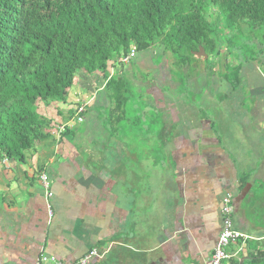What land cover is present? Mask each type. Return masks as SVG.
<instances>
[{"label":"crops","instance_id":"1","mask_svg":"<svg viewBox=\"0 0 264 264\" xmlns=\"http://www.w3.org/2000/svg\"><path fill=\"white\" fill-rule=\"evenodd\" d=\"M257 53L259 56L249 61L252 64L249 70L243 69V64L237 79L233 76L232 81L237 84L235 90H240L239 93H231V98H234L232 94L236 97L233 106L231 104L227 107L231 111L227 115L229 122L215 124L202 121L198 130L190 133L193 145L187 141L185 144L177 142L173 145L177 148L174 151L176 168L166 178V183H179V187H154L157 194L154 192L152 236H144L138 232L140 225L129 224L127 221L133 211L135 214L142 211L140 207L134 206L131 211V204L125 209H113L107 204L92 203L96 200L104 201L105 196L110 193H93L87 187L84 196L88 202H83L87 204H78L82 194L75 187L82 182L87 184L92 176L89 173L94 170L93 165L100 157V153L94 149L92 151L96 159L93 158L94 154H89L86 139L82 137L86 131L79 133L76 139H72L70 133L59 142L51 137L37 142L34 149L27 153L24 163L4 164L5 159L0 158V264H35L41 256L55 258L61 264H71L69 259L75 252H71L68 244H75L76 240L78 248H81L76 252V264L93 249L98 251L99 257L90 264H205L212 256L221 233L222 199L228 194L233 199V229L247 239L230 244L227 248L230 259L223 264H264V47ZM203 60L204 58L193 60L197 71L201 70ZM211 62L219 74V78L215 77L216 83H213L215 88L227 89V67L222 73L217 68L218 61L213 59ZM239 66L240 63H235L234 60L229 67L234 71ZM86 78L91 86L97 79H83ZM103 83L104 87L105 81ZM76 86L68 94L67 105L71 102V96L76 98V94V103L85 98V87ZM76 89L80 92L77 93ZM100 91L102 89L96 90L95 94ZM83 102L88 104L87 112L90 103ZM67 105L51 106V116L47 111L50 108L41 107L40 114L54 124L63 117L62 107ZM101 108L98 106L97 110ZM91 110L87 115L92 113ZM90 142L98 145V139ZM54 143L59 146L69 144V154L58 157L57 160L53 157L54 161L50 159L45 164L48 156L44 154L45 149L50 147L51 150ZM75 146L84 147L86 162L81 156L77 161L74 159ZM70 161L73 164L69 165ZM55 163L59 164L60 174L50 186L55 188L54 205L59 207V215L70 218L71 213L76 211H88L89 215L87 223L76 219V230L70 231L71 240L64 238L70 235L67 230L57 229L52 237H48L44 224L38 219L37 202H33L30 197L36 195V188L41 185L38 181L40 174ZM103 163L108 164L105 159ZM103 166L106 170L107 166ZM158 178L159 175L155 181L157 185H161ZM161 194L164 197L158 202V195ZM64 204L67 205L66 209ZM105 215L108 217L106 220L99 219ZM79 228L81 230L78 231ZM80 235H85L86 240L82 246Z\"/></svg>","mask_w":264,"mask_h":264},{"label":"trees","instance_id":"2","mask_svg":"<svg viewBox=\"0 0 264 264\" xmlns=\"http://www.w3.org/2000/svg\"><path fill=\"white\" fill-rule=\"evenodd\" d=\"M242 26L264 30V0H0V158L24 163L51 137L41 107L67 104L82 78L101 76L111 112L122 113L132 84L109 64L132 49H157L158 62L171 52L184 66L202 48L212 61L225 41L235 51ZM240 70L227 66L225 80Z\"/></svg>","mask_w":264,"mask_h":264},{"label":"rangeland","instance_id":"3","mask_svg":"<svg viewBox=\"0 0 264 264\" xmlns=\"http://www.w3.org/2000/svg\"><path fill=\"white\" fill-rule=\"evenodd\" d=\"M263 33L264 30H259L252 35L248 32L247 26H242L241 31L236 37L234 36L235 51L233 53H229L228 41H225L221 46L219 56L214 59L218 61L216 64L218 70L224 73L225 68L230 66L234 60L235 63L242 64V67L244 64L243 69L249 70L252 67L249 61L252 57L255 58L259 47H264ZM157 57V49L153 48L137 54L135 59L127 65H121L118 62L109 64L110 74L113 76L118 73L124 75L122 78L125 79L124 84L127 81L133 85V87L131 85L132 94L124 95L125 97L129 95L130 98L127 105L124 104L122 113L114 114L111 112L112 106H109L110 99L107 96L112 93L111 91H100L95 94L96 90L103 89L104 79L101 76L97 77L92 86L87 78H82L81 81L83 82H78L76 88L85 87L83 91L85 98L79 100L78 103L83 104L85 103L83 101H86L90 104L84 115V123L73 127L71 134L68 133V135L73 136L72 139H76L79 133L83 130L86 131L82 137L86 139L88 149H90L89 154H94L93 149L100 153V157L93 165L94 170L89 173L92 176L90 179L87 178L89 179L87 184L82 182L75 187L82 194V199L78 204H87L83 202H88L84 196V191L88 187L93 193H99V191L104 194L110 193L105 196L104 201L96 200L92 203L107 204L113 209L122 207L125 209L131 204V211L134 206L140 207L142 211L137 214L133 211L127 221L129 224L140 225L138 232L144 236L154 234V216L152 215L154 213V192L156 193L154 187L161 186L168 189L179 187V183H176L177 185L166 183V178L170 177L176 168L174 151H177V148L173 145L177 142L185 144L186 141L193 145V142L190 141V133L196 132L202 121H210L215 124L228 123L227 115L231 111L227 107L235 101L234 98L236 97L232 94L234 98H231V93L235 91L237 93L240 90H235L237 84L232 81L233 76H229L230 84H227V89H216L213 83H216L215 77L219 78V74H217L216 66L211 61L204 59V64L201 61V70L197 71L195 62L189 61L187 65L183 66L177 63L171 52H166L160 62H158ZM202 59L200 58V60ZM76 90L77 93L80 92L79 89ZM229 92L230 96L228 97ZM241 94L244 97L242 92ZM75 97L71 96L69 105L66 104L67 106L62 107L64 118L62 117L57 123L52 124L54 126H51L49 132H52L57 125L64 124L68 119L74 117L75 109L81 106L76 103L78 95L76 94ZM103 100L106 102L105 104L102 103ZM247 103L248 99L245 100V104ZM98 106L102 108L97 110ZM89 110L92 113L87 115ZM47 111L51 116L50 112L53 111V108ZM97 139L98 145L90 142V140L97 141ZM54 144L51 150L50 147L45 149L44 154L48 155L45 164L50 159L54 161L53 157H56L57 160L58 157L69 154V144L62 146ZM187 148L185 147V149ZM85 154L86 150L83 146H75V154L73 155L76 161L79 160V156L83 159L86 158ZM94 155L95 160L96 155ZM104 159L108 164H102ZM84 161L86 162V159ZM68 164H73V161L68 162ZM103 165L107 166L106 170L102 168ZM58 167L59 164L55 163L54 166H49L45 171L50 185L59 177ZM54 174L55 176H53ZM158 175L161 185H157L155 181ZM38 181L40 182V180ZM180 188L182 189L181 185ZM36 192L34 197H30L33 202H37L35 205L37 206L38 219L44 224L49 234L48 237H52L57 229L59 231L67 230L68 234L70 231H75L76 219H79V222L85 220L86 223L89 220L88 211L86 213L83 211L73 212L70 218L59 215V207L54 205L55 188H50L52 194L50 200H47L42 185H38ZM162 197H164L163 194L158 195V202ZM125 198L130 199L125 201ZM63 206L66 209L67 205L64 204ZM107 218L105 215L99 219L103 221ZM84 236H79L81 246L86 242ZM64 238L71 240L72 236L70 234L69 237L64 236ZM63 245L65 246V244ZM68 245L71 247V252H75L69 260H71V264H76L78 258L76 252L81 248H78L77 240L75 244L69 243ZM18 261L19 259H17Z\"/></svg>","mask_w":264,"mask_h":264},{"label":"built area","instance_id":"4","mask_svg":"<svg viewBox=\"0 0 264 264\" xmlns=\"http://www.w3.org/2000/svg\"><path fill=\"white\" fill-rule=\"evenodd\" d=\"M136 56V50L132 49L131 52L122 58L120 63L122 65L129 64ZM88 104H83L75 109L74 117L64 124L57 125L51 132V138L54 141L59 142L64 134L71 131L73 127L79 126L84 123V114L86 112V107ZM8 160L4 161V164L8 163ZM40 183L43 186L47 200L52 198L50 192L49 179L45 173L41 174L39 177ZM234 214L233 199L231 195H226L222 199L221 205V216H222V226L221 233L218 242L215 246L212 256L205 262V264H223L230 259V255L227 252V248L230 244L237 242L238 240L247 239L246 236L237 232L233 229L232 217ZM99 253L96 249L91 250L85 254L79 261V264H90L93 259L98 258ZM35 264H61L55 258H48L41 256Z\"/></svg>","mask_w":264,"mask_h":264},{"label":"water","instance_id":"5","mask_svg":"<svg viewBox=\"0 0 264 264\" xmlns=\"http://www.w3.org/2000/svg\"><path fill=\"white\" fill-rule=\"evenodd\" d=\"M193 55L196 57V58H204V59H208V56L205 54L204 50L202 48L199 49L198 52L196 53H193Z\"/></svg>","mask_w":264,"mask_h":264}]
</instances>
